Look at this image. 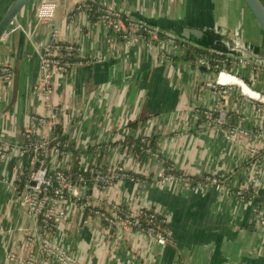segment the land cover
<instances>
[{
	"label": "crops",
	"instance_id": "1",
	"mask_svg": "<svg viewBox=\"0 0 264 264\" xmlns=\"http://www.w3.org/2000/svg\"><path fill=\"white\" fill-rule=\"evenodd\" d=\"M41 1L27 4L0 39V65L11 71L20 50L16 85L0 81V146L10 159L0 158V264L10 253L40 255L41 229L17 193L16 173L27 171L26 158L11 151L27 133L48 136L49 167L67 170L81 152L78 170L88 180L82 192L94 201L155 207L166 216L170 240L161 245L121 223L105 230L71 203L51 235L79 264H264V201L248 193L264 187V105L247 100L236 84L215 92L213 81L185 61L183 47L168 44L166 34L155 42L113 38L96 15L76 8L87 1L142 23L233 29L264 57V36L242 1L56 0L51 23L36 17ZM6 3L0 0V10ZM52 36L76 47L82 62L54 71L45 96L40 50ZM262 62L250 61L241 71L260 91ZM254 64L261 67L257 75ZM234 128L242 132L232 138ZM60 137L69 141L65 155L57 151ZM95 169L124 170L128 177L114 178L98 194ZM170 171L209 179L154 180Z\"/></svg>",
	"mask_w": 264,
	"mask_h": 264
},
{
	"label": "built area",
	"instance_id": "2",
	"mask_svg": "<svg viewBox=\"0 0 264 264\" xmlns=\"http://www.w3.org/2000/svg\"><path fill=\"white\" fill-rule=\"evenodd\" d=\"M56 7V0H42L35 9L37 19L43 23H51ZM76 8L88 12L90 15H96L108 27L113 38L121 36L126 40L142 39L147 41L154 40L153 42H155L156 39L163 36L159 34L160 31L157 29L111 7L82 1L78 3ZM165 39L168 44L176 48L182 46L185 50L184 41L168 35H165ZM151 42H147V45H150ZM44 47V56L41 57L40 61V81L45 96H48L52 92V73L54 71L66 72L71 65L79 64L82 60L76 47L69 43L58 41L55 36L50 37ZM210 52L213 53L212 51ZM74 56L80 59L74 63L66 59L67 57ZM227 56L230 58V69H227L225 66H221L218 69L220 67L219 59H216L215 63L211 65L209 59L199 57L195 60V63L205 65L210 70L217 69L213 72L215 78L210 83L212 89L215 88V92L219 90V87L224 88L228 85L236 84L247 100L264 105V91L249 86L244 76L241 75V71L251 60L244 57ZM252 69L254 75H257V72L261 71L260 65L254 64ZM11 75L12 71L9 66L0 65V81H10ZM217 111L216 121L222 123L224 121V113L220 110ZM208 114L212 115L213 113L209 112ZM33 121L41 126H46V121L42 117H34ZM47 125L54 127L55 124L48 122ZM230 132L233 138L242 131L234 128ZM48 141V136L43 133H40L38 136L27 133L26 141L22 142L17 147L18 149L12 147L11 151L13 153L16 152L18 154L17 157L20 153V155L23 154L26 158L27 171H17L16 173L17 193L22 203L26 206L27 211L35 217L41 229V250H39L40 255L38 254L37 257L30 255L26 258H17L14 253H10L7 255L4 264H79L76 257L58 245L51 235L53 227L66 216L67 207L71 203L79 208L84 217L98 218L105 230H110L114 225L121 223L154 238L158 244L162 245L170 240L168 226L163 230L158 226L157 222L167 223V219L157 208H135L115 201H94L90 195L83 194L82 192V189H85L83 191L87 190L88 185V180L84 173H77L75 181H72L70 179L71 176L63 166L52 164L49 167L45 161L49 151ZM69 147V141L65 139L63 143L57 146V151L61 155H65ZM5 149L6 146H0V158L9 161L10 159L6 157V153L3 152ZM83 167V171L85 172L87 168ZM93 172L95 174L93 184L98 194L101 192L103 185L109 184L114 178L119 176L128 177V174L124 170L118 171L113 169L103 172L95 169ZM180 178L187 182H198L201 179H209L208 176L195 178L183 174H175L170 171L156 176L154 180L164 185L165 183L178 181ZM254 197L250 195L249 198L253 199ZM142 218L145 219V223H143Z\"/></svg>",
	"mask_w": 264,
	"mask_h": 264
},
{
	"label": "water",
	"instance_id": "3",
	"mask_svg": "<svg viewBox=\"0 0 264 264\" xmlns=\"http://www.w3.org/2000/svg\"><path fill=\"white\" fill-rule=\"evenodd\" d=\"M33 0H7V3L0 10V39L2 34L9 33L13 28V23L20 11ZM251 14L253 20L264 36V4L261 0H241ZM6 2V0H5ZM133 17L131 13L128 14ZM134 18V17H133ZM142 21V20H140ZM146 25L151 26L163 34H166L175 39L189 42L190 44L207 48L220 54L231 55L236 57L249 58L251 61H259L261 64L264 57L256 56L248 49L242 48L235 44L232 40L226 38V35L218 29H205L200 25H191L183 22H168V23H149L143 21ZM53 25L51 26V28ZM20 51V50H19ZM16 53V63L12 69L11 83L16 85L18 74V61L20 52ZM45 47L40 50L41 57L44 56ZM249 57H248V56ZM197 69L207 75V78L214 80L215 75L205 65H199ZM33 184V182H31Z\"/></svg>",
	"mask_w": 264,
	"mask_h": 264
},
{
	"label": "trees",
	"instance_id": "4",
	"mask_svg": "<svg viewBox=\"0 0 264 264\" xmlns=\"http://www.w3.org/2000/svg\"><path fill=\"white\" fill-rule=\"evenodd\" d=\"M95 14H97L95 12ZM160 35H164L162 34L161 32L159 33ZM184 44H185V50H184V53L182 55V58L187 61L193 68H197L199 65L195 63V60L199 57H205L207 59H209L210 61V64L213 65L215 63V60L216 59H219L220 62V67L218 69L221 68V66H225L227 69H230V58L225 55V54H220V53H217L215 51H212L213 53L210 52L209 49L207 48H204V47H200V46H197V45H193V44H190L189 42H185L184 41ZM69 62H76L78 59H80L79 57H67L66 58ZM213 71H216L217 69H212ZM65 141V137H60L59 138V143H63ZM80 154L81 152L79 151H75V154H74V158H76L75 161L72 162L70 168L67 169V172L70 174L71 176V180L72 181H75L76 179V174L81 172L78 170V162L77 160H79V157H80ZM175 174H179V172H175L173 171ZM187 176H192V177H195L197 178L196 176L192 175V174H188L186 173ZM250 195L252 196H255V202L256 203H259V202H262L264 201V187L263 188H260L258 189V191L256 192H253L252 190H249L248 192ZM249 195V196H250ZM143 220V223H145V219L142 218ZM158 223V226L161 230L165 229V227L167 228V223H160V222H157Z\"/></svg>",
	"mask_w": 264,
	"mask_h": 264
},
{
	"label": "rangeland",
	"instance_id": "5",
	"mask_svg": "<svg viewBox=\"0 0 264 264\" xmlns=\"http://www.w3.org/2000/svg\"><path fill=\"white\" fill-rule=\"evenodd\" d=\"M263 1V0H262ZM243 4V3H242ZM99 5V4H98ZM244 5V4H243ZM218 30H221L225 35H226V38H228V39H230V40H232L235 44H238V45H240L242 48H245L246 50H247V46H246V44H247V42H245L244 40H242L241 39V36H239V33H233L232 31H233V29L230 31V30H226V28L225 27H218L217 28ZM238 36H239V38H238ZM248 56V55H247ZM249 57V56H248ZM247 59V58H246ZM249 59V58H248ZM264 60V59H263ZM217 123V122H216ZM179 174H181V173H179Z\"/></svg>",
	"mask_w": 264,
	"mask_h": 264
},
{
	"label": "flooded vegetation",
	"instance_id": "6",
	"mask_svg": "<svg viewBox=\"0 0 264 264\" xmlns=\"http://www.w3.org/2000/svg\"><path fill=\"white\" fill-rule=\"evenodd\" d=\"M261 1H262V0H261ZM262 3L264 4L263 1H262ZM238 38H239V37H238ZM241 39L244 40L245 42H247V40H246L245 38L241 37ZM246 46H247V49H248L251 53H253L254 55L258 56V55L256 54L255 50H254V49H255L254 46L252 47L250 44H248V42H247Z\"/></svg>",
	"mask_w": 264,
	"mask_h": 264
},
{
	"label": "bare ground",
	"instance_id": "7",
	"mask_svg": "<svg viewBox=\"0 0 264 264\" xmlns=\"http://www.w3.org/2000/svg\"><path fill=\"white\" fill-rule=\"evenodd\" d=\"M242 4V3H241ZM233 81H236V80H233Z\"/></svg>",
	"mask_w": 264,
	"mask_h": 264
}]
</instances>
